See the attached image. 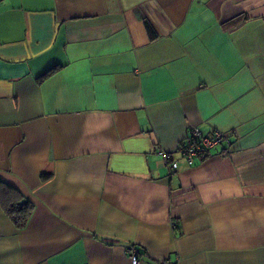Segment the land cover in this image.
I'll return each mask as SVG.
<instances>
[{"label": "crops", "instance_id": "0c3cea01", "mask_svg": "<svg viewBox=\"0 0 264 264\" xmlns=\"http://www.w3.org/2000/svg\"><path fill=\"white\" fill-rule=\"evenodd\" d=\"M0 177V264H264V0H0Z\"/></svg>", "mask_w": 264, "mask_h": 264}, {"label": "built area", "instance_id": "2783aa9c", "mask_svg": "<svg viewBox=\"0 0 264 264\" xmlns=\"http://www.w3.org/2000/svg\"><path fill=\"white\" fill-rule=\"evenodd\" d=\"M225 141V135L220 130H214L211 135L203 136L200 131L192 127L188 130L186 137L178 144L177 151L192 165L197 160L210 155L211 150L219 143ZM164 162L170 169H176L178 162L171 160L168 153L163 152ZM130 264H141V253L134 245L125 248ZM156 264H172L169 260H159Z\"/></svg>", "mask_w": 264, "mask_h": 264}, {"label": "trees", "instance_id": "16d2710c", "mask_svg": "<svg viewBox=\"0 0 264 264\" xmlns=\"http://www.w3.org/2000/svg\"><path fill=\"white\" fill-rule=\"evenodd\" d=\"M244 16H238L232 23L240 21ZM231 22V21H230ZM144 25L150 36L154 39L157 33L148 19H144ZM58 67L49 70L43 78L52 74ZM0 206L17 228H21L27 222L33 209V204L26 200L13 186L5 183L0 177Z\"/></svg>", "mask_w": 264, "mask_h": 264}]
</instances>
